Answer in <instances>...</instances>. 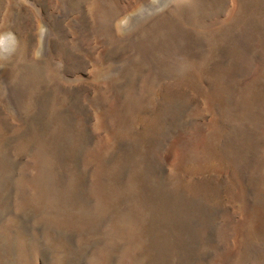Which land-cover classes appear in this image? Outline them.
<instances>
[{"label":"rangeland","instance_id":"374dc122","mask_svg":"<svg viewBox=\"0 0 264 264\" xmlns=\"http://www.w3.org/2000/svg\"><path fill=\"white\" fill-rule=\"evenodd\" d=\"M0 264H264V0H0Z\"/></svg>","mask_w":264,"mask_h":264},{"label":"clouds","instance_id":"9594fccd","mask_svg":"<svg viewBox=\"0 0 264 264\" xmlns=\"http://www.w3.org/2000/svg\"><path fill=\"white\" fill-rule=\"evenodd\" d=\"M7 39H11V36L9 34V36L7 37ZM14 51L13 48H9V47H3V48H0V55H3V56H9L11 55V53Z\"/></svg>","mask_w":264,"mask_h":264},{"label":"bare ground","instance_id":"6f19581e","mask_svg":"<svg viewBox=\"0 0 264 264\" xmlns=\"http://www.w3.org/2000/svg\"><path fill=\"white\" fill-rule=\"evenodd\" d=\"M1 43H2L3 47H9L10 46V39H7V37H6V38L1 40Z\"/></svg>","mask_w":264,"mask_h":264}]
</instances>
